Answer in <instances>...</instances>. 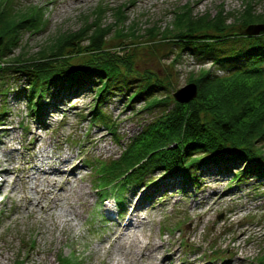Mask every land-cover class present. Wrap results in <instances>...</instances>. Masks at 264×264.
<instances>
[{
  "label": "rangeland",
  "instance_id": "obj_1",
  "mask_svg": "<svg viewBox=\"0 0 264 264\" xmlns=\"http://www.w3.org/2000/svg\"><path fill=\"white\" fill-rule=\"evenodd\" d=\"M248 1L254 2L257 14L263 13L264 0H0V13L7 11L24 22L21 29L5 35V40L16 42L0 60V93L6 87L10 91L5 97L0 96V111L5 108L6 112L0 119V159L12 157L7 167L22 173L33 151L38 154L46 150L52 155L60 141L62 153L72 157V165L80 169L76 179L84 177L79 189L92 196L87 208L79 209L81 219L63 228L64 236L59 241L58 230L53 235L48 232L43 237L37 235L38 229L51 230L46 222L48 217L42 219L41 226L23 215L22 206L27 203L19 204L13 197L14 179H10L6 196H0V200L4 199L0 206V247L5 248L3 254L9 257L4 264H60L59 258L75 264H96L104 259L106 255L100 253V248L108 247L102 240L113 224L106 213L108 208L114 210V199L110 195L103 198L107 190L97 189V173L103 165L117 161L131 138L136 139L164 109H146L148 101L144 97L130 102L129 92L115 90L102 104L107 120L113 124L109 130L90 121L95 93L93 84L87 83L77 97L64 90L58 97L56 91L46 94L31 111L24 94L20 97L11 94L12 90L21 89L26 94L28 87V76L24 72L14 74L12 61L37 59L42 50L48 52L57 38L77 33L86 24L100 20L101 27L109 28L105 49L125 55L138 74L151 71L172 84L174 87L167 95L174 99L172 94L189 84L200 71L221 74L210 63L199 65L195 58L180 52L174 41L162 42V33L174 31L175 14L184 6L190 7L195 16L206 13L213 16L221 9L237 13ZM118 10L123 14L120 20ZM131 27L136 36L120 35V31L129 33ZM152 28L156 30L150 38L148 30ZM80 45L86 46L87 42ZM164 94L156 98L161 99ZM35 136L41 138L36 144ZM11 150L23 152L24 159L18 160L17 151L10 153ZM162 174L151 172L144 181L147 187H129L131 190L117 187L124 194L125 203L131 197L133 202L135 198L140 200L138 213L148 222L143 233L156 245L163 244L157 263L172 254V264H264V180H258L257 175L253 179L241 175L237 178L239 183L229 186L232 176L208 165L199 170L200 182L193 188L183 186L181 174L170 177ZM152 180H157V188L151 187ZM62 183L60 180L56 185ZM70 183L75 185L71 179ZM29 187L30 184L26 185V191ZM71 194L76 196L78 190ZM148 195H152L151 199H147ZM72 199L75 197L69 201ZM97 250L100 252L96 253Z\"/></svg>",
  "mask_w": 264,
  "mask_h": 264
},
{
  "label": "trees",
  "instance_id": "obj_2",
  "mask_svg": "<svg viewBox=\"0 0 264 264\" xmlns=\"http://www.w3.org/2000/svg\"><path fill=\"white\" fill-rule=\"evenodd\" d=\"M117 15L120 20L123 14L118 10ZM17 18L7 11L0 13V60L16 42L5 40V35L22 28L24 22ZM173 25L174 31L161 34L163 43L172 40L180 52L195 58L199 65L210 63L221 72L217 75L202 70L190 80L188 83L197 87V95L189 103L169 97L167 93L174 86L165 79L151 71L138 74L125 55L109 53L104 41L109 28L101 27L100 20L57 38L37 59L8 62L16 69L14 74L24 72L28 76L26 94L22 89L11 94H24L31 111L46 94L56 91L58 97L64 90L77 97L87 83L93 84L95 93L90 121L109 130L113 124L102 104L115 90L129 92L130 102L144 97L146 109L164 108L154 123L136 139L131 138L117 161L103 165L97 173V189L107 190L103 198L112 196L119 212L125 200L117 187L145 185L146 177L155 171H162V177L181 174L183 186L193 188L199 185V170L208 165L228 172L232 176L229 186L239 183L241 175L251 179L257 175L258 180H264V10L257 14L254 2L248 1L237 13L221 9L213 16H195L184 6L175 14ZM155 30H148L150 38ZM120 32L121 36H136L134 27L129 33ZM83 41L86 46L80 45ZM93 77L96 80L91 82ZM8 90L6 87L0 96L8 95ZM162 93L161 99L156 98ZM3 109L0 119L6 116ZM156 181L150 182L151 187L157 188ZM59 263L75 264L64 258H59Z\"/></svg>",
  "mask_w": 264,
  "mask_h": 264
},
{
  "label": "bare ground",
  "instance_id": "obj_3",
  "mask_svg": "<svg viewBox=\"0 0 264 264\" xmlns=\"http://www.w3.org/2000/svg\"><path fill=\"white\" fill-rule=\"evenodd\" d=\"M40 140V137L35 136V144ZM16 151L20 157L18 160L24 159L23 152ZM16 151L11 150L10 153ZM11 159L12 157H6V160L0 159V196H6V187L10 179L12 181L14 179L11 194L13 197L16 196L19 204L27 203V205L22 206V214L27 215L30 220L41 226L44 224L42 219L45 216L48 217L46 222L51 230L43 231L41 228V231H38V229L37 235L43 237L45 232L53 235L58 230L60 233L58 240L60 241L64 236L62 235L64 234L63 228L72 226L71 221L81 219L82 215L79 209L85 210L89 199L92 197L91 193L86 194L79 189V184L84 177L76 179L80 170L78 165H72L73 158L62 153L60 141L57 142L52 155H48L46 150L39 151L38 154L33 151V154L29 155V161L26 162L27 169L22 172L24 174L17 173L7 167ZM70 179L75 185L70 183ZM60 180L63 183L57 186L56 184ZM28 184L30 187L26 191L25 187L26 185L28 187ZM75 190H78L76 196L71 194ZM70 197H75V199L69 201ZM133 198L131 197L124 204V214L119 212L114 201V210L113 207H111L112 209L108 208L106 218L107 220L111 219L113 224L108 229V236L102 240V243L105 242L108 247L100 248L101 252L96 251V253L100 252L106 255V259L101 258L96 264H172V254H170L169 259L163 258L160 263H157V257L163 249V244L156 245L153 239L143 233V227L148 222L145 223L146 218L138 213L140 200L135 201V198L133 202ZM3 200H0V206L3 205ZM65 202H68L67 210L62 205ZM54 212H59L56 217L53 216ZM38 215L41 217L39 218ZM69 216L74 219H69ZM4 250V247H0V259H2L0 264L9 260V257L3 254ZM47 253L51 254L50 252Z\"/></svg>",
  "mask_w": 264,
  "mask_h": 264
},
{
  "label": "water",
  "instance_id": "obj_4",
  "mask_svg": "<svg viewBox=\"0 0 264 264\" xmlns=\"http://www.w3.org/2000/svg\"><path fill=\"white\" fill-rule=\"evenodd\" d=\"M197 87L195 84H187L173 93V98L178 103H189L196 98Z\"/></svg>",
  "mask_w": 264,
  "mask_h": 264
}]
</instances>
